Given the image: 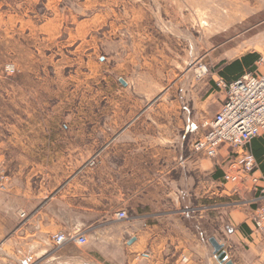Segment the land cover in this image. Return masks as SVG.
<instances>
[{
  "label": "crops",
  "instance_id": "1",
  "mask_svg": "<svg viewBox=\"0 0 264 264\" xmlns=\"http://www.w3.org/2000/svg\"><path fill=\"white\" fill-rule=\"evenodd\" d=\"M246 70L242 64L220 77ZM218 86L210 83L190 108L181 94L159 98V86L139 87L109 101L106 112L98 106L55 131L13 124L11 179L0 192V264H223L211 237L231 264H264V236L250 207L202 208L249 198L264 172V131L242 147L221 143L213 157L192 150L202 106L215 113L225 99ZM246 153L255 160L249 174L224 179L239 172ZM85 227L94 241L53 249V233Z\"/></svg>",
  "mask_w": 264,
  "mask_h": 264
},
{
  "label": "rangeland",
  "instance_id": "2",
  "mask_svg": "<svg viewBox=\"0 0 264 264\" xmlns=\"http://www.w3.org/2000/svg\"><path fill=\"white\" fill-rule=\"evenodd\" d=\"M253 52L246 71L264 73V0H0V192L13 124L55 131L139 87L181 94L190 108L210 83L225 94L223 62ZM214 108L202 106L201 122Z\"/></svg>",
  "mask_w": 264,
  "mask_h": 264
},
{
  "label": "built area",
  "instance_id": "3",
  "mask_svg": "<svg viewBox=\"0 0 264 264\" xmlns=\"http://www.w3.org/2000/svg\"><path fill=\"white\" fill-rule=\"evenodd\" d=\"M7 72H12L13 65H5ZM219 84V83H217ZM204 130L192 140V150L204 156L216 155L221 143H228L237 148L247 144L253 137L264 131V73L246 71L230 81L226 86L225 99L220 108L211 118L201 122ZM255 160L251 153L243 156L238 173H224V179L237 180L240 174H249ZM262 184L256 186L247 199H233L228 202H211L202 206L203 209H216L220 206H247L251 211L249 219L255 230L264 236V172L261 175ZM256 181V178H253ZM191 209L185 210L189 212ZM193 210V209H192ZM191 210V211H192ZM118 218L127 216L124 209L116 211ZM55 248L64 243L74 242L84 244L87 241L85 228H73L68 231H57L51 235ZM37 260L28 264H37ZM159 264H165L160 262Z\"/></svg>",
  "mask_w": 264,
  "mask_h": 264
},
{
  "label": "trees",
  "instance_id": "4",
  "mask_svg": "<svg viewBox=\"0 0 264 264\" xmlns=\"http://www.w3.org/2000/svg\"><path fill=\"white\" fill-rule=\"evenodd\" d=\"M258 57V53H247L242 55L240 58L234 59L230 63L226 64L223 69L220 71V74L224 76L226 73H232L240 69V65L244 64L247 66V69L253 67L255 59Z\"/></svg>",
  "mask_w": 264,
  "mask_h": 264
},
{
  "label": "water",
  "instance_id": "5",
  "mask_svg": "<svg viewBox=\"0 0 264 264\" xmlns=\"http://www.w3.org/2000/svg\"><path fill=\"white\" fill-rule=\"evenodd\" d=\"M121 81L124 82L122 79ZM210 242L213 245L214 251L217 253L218 258L221 259V262H223V264H231V260L225 259V256L223 255V250L221 249L222 244L219 243L214 237L210 238Z\"/></svg>",
  "mask_w": 264,
  "mask_h": 264
}]
</instances>
